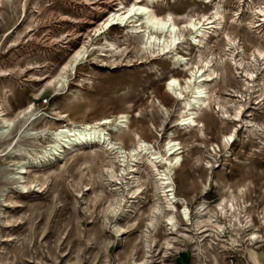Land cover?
Segmentation results:
<instances>
[{
	"label": "rangeland",
	"instance_id": "rangeland-1",
	"mask_svg": "<svg viewBox=\"0 0 264 264\" xmlns=\"http://www.w3.org/2000/svg\"><path fill=\"white\" fill-rule=\"evenodd\" d=\"M131 1H1L0 114L9 119L10 126L8 136L0 138V264L139 261L142 237L151 231V209L163 205L156 192L155 172L146 169L149 154L141 152L135 179L121 180L139 138L151 151L163 155L171 139L181 148L179 167L171 175L174 193L181 200L174 212L179 232L168 234L163 214H156V232L149 233L155 243L147 264H181L183 258L184 264H215L214 256L220 264H253L248 256L251 246L246 242L238 247L241 253L223 247L216 239L218 232L206 227L208 231L202 233L206 229L197 230L196 220L203 205V216L227 224L216 215L217 206L242 189L243 199L238 194L234 203L246 201L253 229H264L260 224L264 213V61L258 55L264 54V0H154L151 10L159 17L171 15L182 32L178 47L168 55L140 51L143 37L131 36L129 28L116 24L94 36L109 12L119 3L127 6ZM216 5L221 7L220 24L201 45L194 44L189 28H182L184 22L200 20L210 28L215 24L210 17ZM226 35L234 42L232 53ZM105 40L117 45L115 57L96 58L98 53L92 51L62 73L83 44L99 45ZM175 54L184 56L186 68L183 63L178 67L170 64ZM206 60L216 75L205 83L206 104L195 111L197 123L187 132L178 125L180 102L164 86L174 76L179 90L188 70L200 69ZM245 71L253 77H247ZM59 74L66 82L55 96L57 81L50 87L44 84ZM81 81L84 86L78 85ZM28 106L38 118L16 135L23 120L20 112ZM117 113L127 115L125 127L119 134L108 132L109 139L125 152L124 165L114 154L87 150L45 172L31 166L19 178L17 167L24 160L33 165L32 158L46 146L50 131L64 125L55 120L58 114L66 115V121L80 122ZM41 130H45L44 137L26 133ZM12 140L17 143L15 149L3 152ZM110 169L117 182L110 178ZM138 185L139 192L130 198L128 193ZM117 200V212L110 213L108 207ZM183 206L189 210L188 220L180 218ZM115 226L122 228L121 235L115 236ZM231 235L236 236L229 232L224 240ZM164 238L172 240L177 249L164 254ZM195 240L204 254L198 255L194 249ZM253 249L264 255V242Z\"/></svg>",
	"mask_w": 264,
	"mask_h": 264
},
{
	"label": "bare ground",
	"instance_id": "bare-ground-1",
	"mask_svg": "<svg viewBox=\"0 0 264 264\" xmlns=\"http://www.w3.org/2000/svg\"><path fill=\"white\" fill-rule=\"evenodd\" d=\"M1 1L2 0H0V4ZM153 1L154 0H132L127 6L123 5V3H119V7L109 12L105 21L101 24V27L97 28L96 31H94V36L99 37L103 33V30L107 29L109 26L116 24L119 28H129L130 33L128 34H130L131 36L139 35L143 37V40H141L143 42H141L140 51L147 52L148 50L151 54L157 53L158 55L170 54L175 50V48L178 47L179 43L181 42L180 40L182 37V32H180V29L177 28L175 23L172 22V18L170 17L171 15L166 14L164 17H159L151 10ZM214 10L215 11L210 18L215 19V24L210 25V28H208V26H205V24L203 25L204 22H200V20L195 21L192 19L184 22V26L182 25L183 29L189 28V35L191 36V41L194 44L201 45L203 41L208 37V34L212 30H215L217 25L220 24L221 7L216 5ZM209 23L211 24V22ZM225 40L227 42L226 44L229 48V51L232 53V46H234L233 40L230 39L228 35H226ZM115 46H117L115 45V43L109 42L108 40H105L104 44L100 43L99 45L89 43L87 47L85 44H83L80 49H78L69 59V61L64 65L62 73L65 74L68 69L72 70L75 65L82 61L86 57V55H88L92 51L98 53V55H96V58L115 57L117 52V47ZM122 53L124 54V50ZM122 53L117 57L123 56ZM258 55L263 57L264 61V54L259 52ZM181 63H183V66L186 68L187 63L185 62L184 56L175 54L171 57L170 64L174 67L182 66ZM202 63L203 64L200 69L198 68L188 70L189 76L184 80V85L180 87L179 90L175 89V87L178 86V80L174 76H172L170 81L164 86L165 92L170 94L175 101L180 102L181 111L179 113L180 117L178 125L187 132H191L192 130H194L193 126H195L197 123L195 121V111L202 110V107L206 104L207 94L205 83L208 80H213L214 75H216V72L209 66V60H206ZM204 69L206 70L204 71ZM63 74H59L58 76H56V78H50L44 84L45 87H50L55 81H57L59 86L53 90L55 96L59 95L60 91L64 89H62V87H64L66 81H64L65 77H63ZM246 76L250 78L253 77L252 74L248 72H246ZM59 81H62L63 83L59 84ZM84 84V81L78 83L79 86H84ZM185 92L187 94H185ZM263 95L264 91H262L261 93V96ZM20 113L23 114V120L20 122L19 127L17 128L16 135L17 133H20V131L24 127H26V125H31L33 121L38 118V113L36 114V112H32L31 106L24 108ZM238 114L239 111H237L236 115ZM66 118V115H57V118L55 120L64 123V125L50 131L46 146H44L38 153L35 154V157L32 158L33 165L29 166V162L24 160L17 167V174L20 176L19 178H21L22 174L28 172V169L29 167L31 168V166L37 171L45 172L46 170L54 168L57 165L66 164L72 158L81 153L84 154L87 150L92 151L97 149L103 154H114V158L120 164L122 163L124 165V158H126L125 152L117 146L116 142L109 139V134L113 132L115 134H119L122 131L127 122V115L125 113H117V115L113 117H102L99 119L80 122H71L70 120L66 121ZM48 120L49 119H47V121ZM0 121L2 123L0 138L2 139L3 137L6 138L9 134L7 128L8 126H10V122L8 118L3 117V115L1 114ZM28 132L29 131H27L26 133L29 136L34 137H38L39 135H46L45 130L39 131L38 134ZM198 136L202 137L201 131H199ZM227 141L228 139L225 142ZM16 145L17 143H14L12 140L11 142H9L3 152H6L9 149H15ZM150 149L151 148L149 144L139 138L137 142V148L132 149L129 153L130 163L126 168L123 169V176L121 178V180L123 181L127 179H135V171L137 170L135 167L137 161H139L141 157V152L149 154L150 157H148L146 160V169L151 168L154 170V175L156 178V192L157 195L162 198L163 202V205L155 204L152 207L148 223L151 227V231H148V233H146L142 237L143 240L141 244L143 256L139 261L132 258L131 264H147L149 262L148 259L151 256V248L154 247L155 243V238H152L149 233L156 232V226L155 224H153V221L157 216L156 214H163L161 216H163L164 218V228L168 234H175L179 232L178 222L176 221V215L174 212L176 210V205L180 203L181 200L174 193L171 175L173 174L174 169L179 167L181 156L178 151L181 150V148L179 147V143H176V141L174 142L171 139L166 143L164 155L158 153L157 151H151ZM86 162L87 161H85L84 163ZM159 164L161 165V170L158 169ZM110 170V178L115 179L117 182L118 179L113 175V171ZM120 183H122V181ZM140 187L141 186L138 185V187L128 193L130 195V198H133V196L139 192ZM238 194L241 196L240 200L243 199L244 190L239 189ZM237 195L231 194L229 198H223L222 202H220L217 206L216 215L220 218L226 219L228 222L227 224H223V222L218 221L214 218V216H203L202 211L204 210V206L202 205L198 209V212L200 214L196 220L197 230L205 228L206 230L201 231L203 233L205 231H208L206 227H210V229L212 230L215 229L218 232V234L216 235V239H219L220 243H222L221 245L226 248L231 247L234 250H237L239 253H241V249H238V247H242L243 241L246 242L247 246H251V249L248 250V256L253 264H262V262L264 264V255H261L259 251L253 249V246L255 244L264 242V229L262 232L253 229V219L251 213L247 209L246 201H239L240 205L234 203L237 199ZM119 203V200H117L114 204L110 205L107 210L110 211V213L115 214L117 212V205ZM179 214L182 220L183 218L188 220L189 210L186 206H183ZM261 218L262 220L260 221V224L264 226V213ZM121 231V227L115 226V236L121 235ZM229 232H234L237 237L231 235L230 239L224 240L226 233ZM225 241H227V243H225ZM220 243H216V246ZM193 244L194 249L197 251L198 255L204 254L202 252L204 248L202 247V245H200L198 240L193 241ZM162 246L164 254H166L171 249H177L174 242L172 240H169V238H164ZM208 246L210 250L214 249L213 244H210ZM134 249L135 247L132 248V250ZM229 251L232 253L231 250ZM213 259L215 264H220L216 256H214ZM184 260L185 258L181 260V264H184Z\"/></svg>",
	"mask_w": 264,
	"mask_h": 264
}]
</instances>
